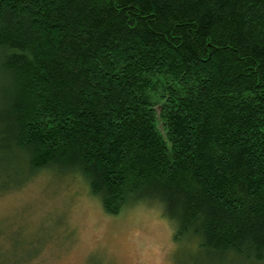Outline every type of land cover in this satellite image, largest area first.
Segmentation results:
<instances>
[{
  "label": "trees",
  "instance_id": "1",
  "mask_svg": "<svg viewBox=\"0 0 264 264\" xmlns=\"http://www.w3.org/2000/svg\"><path fill=\"white\" fill-rule=\"evenodd\" d=\"M0 69L2 166L264 260V0H0Z\"/></svg>",
  "mask_w": 264,
  "mask_h": 264
},
{
  "label": "rangeland",
  "instance_id": "2",
  "mask_svg": "<svg viewBox=\"0 0 264 264\" xmlns=\"http://www.w3.org/2000/svg\"><path fill=\"white\" fill-rule=\"evenodd\" d=\"M3 83L0 69V92ZM0 169V264H264L209 253L194 237L176 241L156 201L106 213L78 171Z\"/></svg>",
  "mask_w": 264,
  "mask_h": 264
}]
</instances>
